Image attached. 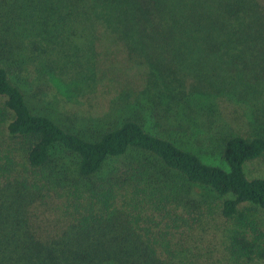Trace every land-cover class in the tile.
<instances>
[{
    "label": "trees",
    "instance_id": "trees-1",
    "mask_svg": "<svg viewBox=\"0 0 264 264\" xmlns=\"http://www.w3.org/2000/svg\"><path fill=\"white\" fill-rule=\"evenodd\" d=\"M93 23L129 51L142 49L160 73L201 53L264 59V0H0V42L9 48L2 49L19 61L25 49L84 37ZM9 68L0 64V264H183L182 247L151 240L143 222L163 232L187 226L196 189L225 197L221 214L240 228L231 239L236 255L264 264L256 216L264 213V178L249 179L244 169L264 155V138L226 139L227 170L137 120L90 139L36 112ZM59 150L78 158L77 177L54 159ZM118 158L128 162L105 173ZM56 188L60 202L50 205Z\"/></svg>",
    "mask_w": 264,
    "mask_h": 264
},
{
    "label": "rangeland",
    "instance_id": "rangeland-1",
    "mask_svg": "<svg viewBox=\"0 0 264 264\" xmlns=\"http://www.w3.org/2000/svg\"><path fill=\"white\" fill-rule=\"evenodd\" d=\"M84 31V37L78 32L54 45L43 43L40 51L25 49L21 61L2 49H9L7 42H0V64L10 67L11 81L36 112L48 114L64 129L96 139L126 120H137L149 134L225 170L226 139L264 138V59L257 53L195 54L177 62L173 72L160 73L143 61L142 49L129 51L107 26L93 23ZM54 159L77 177L76 156L59 150ZM127 162L111 160L105 173ZM244 169L249 179L264 178V155ZM55 192L60 188L50 193V205L60 202ZM224 200L196 189L188 199L190 212L184 214L187 226L166 232L144 222L143 227L151 230V240L155 234L159 244L165 238L172 248L182 247L183 264H245L231 240L240 228L221 214ZM256 216L264 235V213Z\"/></svg>",
    "mask_w": 264,
    "mask_h": 264
}]
</instances>
